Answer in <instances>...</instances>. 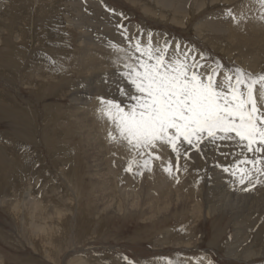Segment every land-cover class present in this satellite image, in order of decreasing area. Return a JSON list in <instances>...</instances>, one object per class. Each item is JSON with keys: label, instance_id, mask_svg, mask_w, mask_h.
<instances>
[{"label": "rangeland", "instance_id": "obj_1", "mask_svg": "<svg viewBox=\"0 0 264 264\" xmlns=\"http://www.w3.org/2000/svg\"><path fill=\"white\" fill-rule=\"evenodd\" d=\"M229 8L237 16L242 11L246 16L255 8L261 10L252 0H0V160L7 165L0 173V180L5 177L0 185L4 198L0 203V264H124L122 256L137 264H157V260L162 264L166 259L176 260L177 254L187 264H207L208 259L214 264H264V231L258 240L261 253L243 257L241 252L264 225V210H254L264 198V186L242 192L243 186L207 166L193 152L195 162L188 172L179 173L180 182L166 188L173 190L169 208L168 193L162 195L148 187L154 183L152 171H145L136 181L137 187L141 184L137 194H132L136 186L126 188L127 180L121 185L124 188L115 186L108 174L112 164L107 161L111 155L104 128L93 127L94 97L107 94L101 89L103 77L114 71L106 44L109 40L123 44L113 27L119 17L106 9L122 13L131 32L140 28L145 34L152 33L154 41L159 36L182 42L226 66L234 64L254 74L264 71V35L253 33L254 28L247 24L251 18L239 24L225 19L222 13ZM46 56L61 62L65 71L50 70ZM250 56L259 58L253 59L258 62L256 70ZM83 122L91 132L79 128ZM72 154H76V170L67 157ZM124 154L119 150L116 156ZM170 159L175 162L174 155ZM218 160L228 162L223 156ZM228 179V194L240 197L245 193L254 209L235 216L227 210L213 215L203 211L206 215L195 218L192 207L207 201L211 204L216 186ZM27 183L29 193L39 196L43 206L55 203L56 214L65 216L61 223L56 214L52 220H44L51 224L47 237L28 224L38 220L37 215L15 209L14 216L10 203L19 199ZM186 184L191 185L189 190L184 189ZM228 199L226 203L230 196ZM185 200V212L176 213ZM234 219L260 221L246 232L247 240L236 243ZM235 249L239 254L234 256Z\"/></svg>", "mask_w": 264, "mask_h": 264}, {"label": "snow or ice", "instance_id": "obj_2", "mask_svg": "<svg viewBox=\"0 0 264 264\" xmlns=\"http://www.w3.org/2000/svg\"><path fill=\"white\" fill-rule=\"evenodd\" d=\"M252 2L259 5V19L264 21V0ZM106 10L118 15L113 27L123 44L107 42L114 72L103 77L107 94L94 99L97 119L110 125L109 142L125 146L130 153L124 171L134 177L151 172L154 160H161L156 153L168 146L175 162L169 159L162 170L176 183L179 173L188 172L195 152L245 192L264 186V71L254 74L234 64L226 66L167 37L154 41L153 34L143 29L131 32L122 13ZM222 16L234 24L246 19L243 11L237 16L230 8ZM45 59L50 70L65 71L54 57ZM120 259L137 264L127 256ZM166 264L187 261L177 254ZM207 264L214 262L208 259Z\"/></svg>", "mask_w": 264, "mask_h": 264}, {"label": "bare ground", "instance_id": "obj_3", "mask_svg": "<svg viewBox=\"0 0 264 264\" xmlns=\"http://www.w3.org/2000/svg\"><path fill=\"white\" fill-rule=\"evenodd\" d=\"M162 1V0H161ZM165 1V0H164ZM167 1V0H166ZM185 1V0H184ZM187 1V0H186ZM168 3V2H167ZM165 4V3H164ZM196 4V3H195ZM201 7V6H200ZM185 9V8H184ZM256 9V8H255ZM253 10L252 11V13L253 14H249L248 13V15H246L245 17H248V18H251V21L249 22V23H247L248 25H249V27L251 28V27H253L254 28V32L253 33H255L256 34V32L258 33V35H257V37L260 35L259 34V31L260 32H262V34L264 35V22L261 20V19H259V17H260V15H261V11L262 10ZM260 9V8H259ZM181 10V9H180ZM253 15V16H252ZM239 16V15H238ZM225 19H227V18H225ZM175 22V21H174ZM244 22V21H243ZM180 23V22H179ZM214 23V22H213ZM178 24V23H177ZM216 24V23H215ZM245 24V23H244ZM210 25V24H209ZM211 25H213V24H211ZM248 25L246 26H244V27H247V29L249 28L248 27ZM214 26V25H213ZM219 27V26H218ZM215 28V27H214ZM222 28V27H221ZM219 30V29H218ZM251 30H253V29H251ZM219 32V31H218ZM226 32V31H225ZM249 33H251V32H249ZM252 34V33H251ZM262 34H261V36H262ZM256 35H255V37H256ZM247 36H248V33H247ZM251 36V35H250ZM254 37V38H255ZM245 38V37H244ZM248 38V37H247ZM256 39V38H255ZM264 42V41H263ZM252 43H253V41H252ZM255 43V42H254ZM253 47V46H252ZM251 47V48H252ZM261 48V47H260ZM89 50V49H88ZM262 51V50H261ZM259 54V53H258ZM254 55V54H253ZM111 56V55H110ZM251 57V56H250ZM248 57V59L250 60L249 62H251L252 63V66H253V69L254 70H256V68H257V65H258V62H256L255 60H253V59H259V58H257V56L255 57V56H253V57ZM104 59V58H103ZM24 61V60H23ZM109 64H111V60L109 59ZM111 66H112V64H111ZM252 68V67H251ZM259 68V67H258ZM112 72H114V71H112ZM111 72V73H112ZM113 74V73H112ZM103 85V83L102 84H100V88H101V86ZM102 90H106V86L105 85H103V87L101 88ZM102 93V92H101ZM74 94V93H73ZM102 95V94H101ZM117 99H119V97H116ZM75 100H77V99H74L73 101H75ZM89 102V101H88ZM76 103V102H75ZM94 103H96V102H94ZM83 104V103H82ZM88 104V103H87ZM78 104H76V106H77ZM97 105V104H96ZM85 106V105H84ZM94 106V105H93ZM79 107V106H78ZM95 108V107H94ZM93 113H94V110L92 111ZM92 112H91V114H92ZM89 115V114H88ZM77 116V115H76ZM92 116H96V119H94V128L96 127V125H101L103 128H104V133H105V135H104V137H105V140L106 141H108V146H107V150H108V153L111 155V157H115V158H108L107 157V161L109 160L110 161V163L112 164L111 165V167L108 169V174L109 175H112V177H113V182H114V184H115V186L117 187V188H124V186L122 187L121 185H123V181L124 180H127V184H126V188L128 187V186H132V188L133 187H135L136 186V181H138L139 179H140V177L141 176H133L132 174H130V173H127V172H125L124 171V169H125V167H126V165H127V162H128V159L130 158V153L127 151V149H126V147L125 146H123V145H121V144H117V143H112V142H109V140L107 139V133H108V131L110 130V125L107 123V122H101L100 120H98L97 119V115H96V109H95V113H94V115L92 114ZM81 117V116H80ZM79 118V117H78ZM75 119H77V118H75ZM82 119H84V118H79V120H80V122H82L83 120ZM92 119V118H91ZM91 123V122H90ZM86 127H87V124L86 123H79V128L82 130V129H86ZM96 129V128H95ZM87 131H89V132H91V130L89 129L88 130V127H87ZM88 132V133H89ZM91 134V133H90ZM84 136V135H83ZM88 136H90V135H88ZM92 136V135H91ZM85 137V136H84ZM87 137V136H86ZM88 140H90L91 138H87ZM86 140V139H85ZM87 140V141H88ZM94 140V139H93ZM91 142H92V140H90ZM84 142H86V141H84ZM65 144H66V142H65ZM93 144V143H92ZM96 145V144H95ZM87 146V145H86ZM68 147V146H67ZM73 148V147H72ZM71 148V149H72ZM89 148H91V147H89ZM67 149V148H66ZM76 149H72V151L74 152ZM121 151V152H123V153H125L124 155H122V156H116L117 154H118V151ZM225 150V149H224ZM223 150V151H224ZM9 151L10 152H12V147H9ZM227 151V150H226ZM1 152V151H0ZM66 153V152H65ZM77 153V152H76ZM76 155V154H75ZM74 155V156H75ZM158 155L161 157V160H157V163L154 165V167H153V170H152V172H153V176H152V178H153V180H154V183H153V186H152V183H150L149 184V186L148 187H150V190H152V191H154V189H156V190H159L160 191V193L162 194V195H164V194H166V193H168V197H169V208H170V206L173 204V202L170 200L171 198H170V195H171V193L173 192V190L171 191L170 190V192L166 189L168 186H170V185H172L173 183H175V180L172 178V177H170L168 174H166L163 170H162V165L163 164H165L169 159H170V157H171V155H174L173 153H171V150H170V148L168 147V146H163L162 147V149L158 152ZM73 156V154L72 155H68L67 157L69 158V160H71L72 159V161H73V167H74V169H75V166H76V168H77V165H76V160H75V157ZM107 156H109V155H107ZM2 157V156H1ZM11 157V156H10ZM218 158V157H217ZM221 158V157H220ZM5 159H6V157H5ZM4 159V160H5ZM11 160H12V157L10 158ZM76 159H78V157H76ZM112 159V160H111ZM174 159H175V156H174ZM230 159V158H229ZM10 160V161H11ZM1 161V160H0ZM3 161V160H2ZM2 161H1V163H2ZM6 161V160H5ZM4 161V162H5ZM9 161V160H8ZM65 162V161H64ZM115 162V163H114ZM183 162V161H182ZM195 162V161H194ZM11 163V162H10ZM69 163V162H68ZM88 163V162H87ZM9 164V163H8ZM14 164V163H13ZM88 165V164H87ZM7 165H5V164H3L2 163V165L0 166V173L2 172V170H4V168L6 167ZM88 166H90V165H88ZM22 167V166H21ZM159 167V168H158ZM190 167V166H189ZM192 167V166H191ZM8 168H10L11 169V166H9ZM9 169V170H10ZM78 169V168H77ZM89 169V168H88ZM12 170H14V168L12 169ZM20 170V169H19ZM76 170V169H75ZM75 170H73V171H75ZM21 171H22V169H21ZM73 171H72V175L74 174L73 173ZM10 172V171H9ZM78 172H79V170H78ZM90 172V171H89ZM216 172V171H215ZM222 173V172H221ZM8 173H6V175H7ZM10 174V173H9ZM23 174H24V172H23ZM215 175V174H214ZM75 177V176H74ZM78 177V176H77ZM13 178V177H12ZM22 179H23V182H22V184H24L25 183V178L24 177H21ZM71 178H73L72 176H71ZM224 178V177H223ZM225 178H227L226 176H225ZM230 178V177H229ZM62 179V178H61ZM64 179V178H63ZM212 179V178H211ZM76 180V179H75ZM79 180V179H78ZM78 180H77V182H78ZM65 181H67V179L65 180ZM198 181V180H197ZM207 181V180H206ZM5 182V177H3V179H1L0 180V185H2L3 183ZM72 180H71V184L70 185H72ZM81 182V181H80ZM79 182V183H80ZM228 182H230L229 181V179L227 180V181H225V182H221V184L222 185H218V186H216V188L214 189V192L212 193V198H214L213 199V202H211V204L210 203H208V201L205 203V205L203 204V205H200V203L198 204V205H196L195 207H192V214H193V216L195 217V218H200L201 216H202V214L204 213V215H206L205 214V212L208 214V215H213L214 213H220L219 211L220 210H222V211H224V210H227V211H229V213H231L232 214V216H235L236 214H238V213H240L242 210H243V212H245V211H252L254 208V204H252L251 203V200H250V203L248 204V198H247V195L245 194V193H242V192H244L243 190H242V192H240V190H239V193L241 194H243L242 196L240 195V197H239V194L236 196H234L233 197V194L232 195H230V194H228V191H230V190H228V187H227V185H226V183H228ZM82 183V182H81ZM80 183V184H81ZM99 183V182H98ZM102 183V182H101ZM188 183V182H187ZM214 183V182H213ZM234 183V182H233ZM94 184V183H93ZM139 184V183H138ZM231 184V183H230ZM73 185H75V184H73ZM78 185V184H77ZM97 185V184H96ZM102 185V184H101ZM189 185V184H188ZM187 184L184 186V189H188L189 190V188H190V186H188ZM206 185V184H205ZM213 185V184H212ZM33 186V185H32ZM45 186V185H44ZM76 186V185H75ZM81 186V185H80ZM208 186V185H207ZM233 186V185H232ZM27 188H26V190L24 191V192H21V195H20V197H19V199H15L14 201H13V203H10V204H12L13 205V212H14V216L16 217V215H15V209L17 210H19V212L20 211H24V209H26V210H28L30 213H31V215H37L38 216V220H36V221H34V223L32 222H29L28 224L31 226V227H34V229H35V231L36 232H42L46 237L48 236V234H50L51 235V233L50 232H46L47 231V229H48V227H50L51 226V224H48V225H46L45 223H44V220L45 221H50V220H52L53 218H54V215L56 214V212L59 210L58 209V207L57 206H54L55 205V203L53 204V206L52 207H50V206H43L42 204H41V201H40V198H39V196H36V194L34 195V194H30L29 193V191L31 190V185L30 184H28L27 183V186H26ZM73 187V186H72ZM82 187V186H81ZM81 187H79V188H81ZM92 187H93V185H92ZM99 187V186H98ZM101 187H103V186H101ZM105 187V186H104ZM137 187V186H136ZM227 187V188H226ZM231 187V186H230ZM44 188V187H43ZM85 188V187H84ZM239 188V187H238ZM258 188V187H257ZM261 188H263L264 189V187H261ZM52 189V188H51ZM73 189V188H72ZM76 189V188H75ZM96 189H97V186H96ZM95 189V190H96ZM102 189V188H101ZM136 190L134 191H132V194H137L138 193V191H140L141 190V184L140 185H138V187L137 188H135ZM180 189H181V187H180ZM234 189H235V187H234ZM53 190V189H52ZM80 190V189H79ZM93 190V189H92ZM203 190V189H202ZM73 191H74V189H73ZM81 191V190H80ZM90 192H92L91 191V189L89 190ZM94 191V190H93ZM179 192H181V190H178ZM237 191V190H236ZM75 192V191H74ZM84 192V191H83ZM82 192V193H83ZM89 192V193H90ZM234 192V191H233ZM252 192V191H251ZM52 193H55V192H53L52 191ZM85 193V192H84ZM83 193V194H84ZM87 193V192H86ZM234 193H236V192H234ZM260 193V192H259ZM263 193V192H262ZM8 194V193H7ZM249 194V193H248ZM77 195H78V193H77ZM89 195V194H88ZM93 195V194H92ZM202 195V194H201ZM211 195V194H210ZM2 195H0V203H1V201H3L4 200V198H3V196L1 197ZM35 196V197H34ZM71 196H73V195H71ZM80 196V195H79ZM229 196H230V201L228 202V203H226L229 199ZM250 196V195H249ZM248 196V197H249ZM257 196V195H256ZM263 196H264V194H263ZM8 197V196H7ZM183 197V196H182ZM258 197V196H257ZM83 199H84V197H83ZM206 199H207V197H206ZM254 199H255V197H254ZM61 200V199H60ZM70 200V199H69ZM209 200V199H208ZM253 200V199H252ZM257 199H255V201H256ZM53 201H55V200H53ZM53 201H51V202H53ZM62 201V200H61ZM60 201V202H61ZM63 201H64V199H63ZM62 201V202H63ZM67 201H68V199H67ZM80 201V200H79ZM201 201V200H200ZM259 201V200H258ZM261 201H263V202H261ZM12 202V201H11ZM59 202V203H60ZM61 202V203H62ZM2 203H4V201L2 202ZM9 203V202H8ZM60 203V204H61ZM64 203V202H63ZM183 203V207H181L180 209H178L177 211H176V213H182V212H185V209H186V207H187V202H186V200L185 201H183L182 202ZM255 203V202H254ZM83 204V203H82ZM202 204V203H201ZM9 205V204H8ZM33 205V206H32ZM76 205V204H75ZM85 205V204H84ZM86 207H88V206H86ZM64 208H66L65 206H64ZM69 208V207H68ZM169 208H164L163 210H165V209H169ZM258 208H261L262 210H264V198L262 199V197H261V200H260V204L259 203H257V205H255V212H257L258 211ZM60 210H61V208H60ZM67 210V209H66ZM12 211V210H11ZM203 211H205V212H203ZM66 212H68V211H66ZM22 213V212H21ZM262 214H264V212L262 213ZM27 215H28V213H27ZM207 215V216H208ZM56 217H57V219L59 220V223H61L60 221H62V219L61 218H63V217H65L64 215H63V213H61V212H58L57 214H56ZM31 218H33V217H31ZM44 218V219H43ZM30 219V218H29ZM56 219V218H55ZM56 219V220H57ZM261 219H262V216H261ZM31 220V219H30ZM32 221V220H31ZM260 221V220H259ZM259 221L257 222L255 219H245V220H239V219H234V223H235V225H236V229H235V231H236V243H238V242H240V240H247L248 238H249V236L246 238V232L247 231H249V229H250V227H251V229L252 228H256L257 226H258V223H259ZM64 224V223H63ZM264 229V225H261L260 227H258V229H257V231H256V233L254 234V237L252 238V240H251V242H250V244H247V246H246V249H245V251L243 250V251H241L242 252V256L243 257H245L244 255H247L248 257H252L253 256V254H255V253H258V252H260L261 253V250L262 249H260L261 248V243H258V240L259 241H261V239H262V237H261V234H262V231H264L263 230ZM260 247V248H259ZM238 249V248H237ZM237 249H235L234 251H233V255L235 256V255H237V254H239V250L237 251ZM264 252V251H263ZM236 253V254H235ZM155 261V260H154ZM158 262H157V264L160 262L159 260H157ZM162 261V260H161ZM153 262L151 261V264H152ZM156 263V262H155ZM161 264V263H160ZM162 264H166V263H162Z\"/></svg>", "mask_w": 264, "mask_h": 264}]
</instances>
